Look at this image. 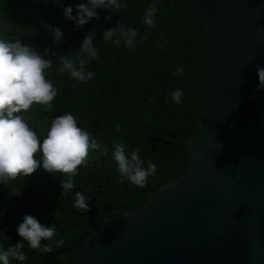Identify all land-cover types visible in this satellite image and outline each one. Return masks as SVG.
Here are the masks:
<instances>
[{"label":"trees","instance_id":"1","mask_svg":"<svg viewBox=\"0 0 264 264\" xmlns=\"http://www.w3.org/2000/svg\"><path fill=\"white\" fill-rule=\"evenodd\" d=\"M82 2L0 0V38L20 39L44 58L53 60L47 75L58 89L53 111L44 113L42 107L33 106L22 113L25 120L42 138L46 135L44 116L50 125L55 116L71 112L78 126L91 132L101 145L100 150L90 151L87 167L80 168L74 177V188L67 193H62L63 177L46 172L42 166L10 185L0 184V244L4 250L23 242L16 228L26 214L35 216L45 226L55 224L56 239L65 240L62 247L47 254L24 242L21 251L27 259L12 260L11 264H70L86 237L101 224L127 218L160 186L184 174L193 140L202 127L200 101L212 56L206 44V23L195 9L186 0H158L156 27L150 28L144 24L143 16L154 0H121L127 7L120 12L98 9V18L77 29L63 11L70 5L76 15L75 6ZM262 10L264 22V0ZM106 16L111 19L106 20ZM120 20L138 31L134 50L125 48L123 42L115 45L102 40L103 30L115 27ZM45 25L62 29L59 45L53 43ZM94 27L98 58L87 65L95 73L94 79L82 83L58 72V58L45 48L74 54ZM141 36L147 39L141 41ZM180 66L184 74L173 76ZM176 89L183 92L179 104L170 95ZM117 143L124 146L129 158L133 150L139 149L144 167L149 159L156 164V174L148 178L145 187L119 182L112 157L113 145ZM88 188L90 192L86 191ZM76 192L91 197L88 211L74 207Z\"/></svg>","mask_w":264,"mask_h":264},{"label":"water","instance_id":"2","mask_svg":"<svg viewBox=\"0 0 264 264\" xmlns=\"http://www.w3.org/2000/svg\"><path fill=\"white\" fill-rule=\"evenodd\" d=\"M186 1L212 56L189 166L127 218L101 224L70 264H264L262 0Z\"/></svg>","mask_w":264,"mask_h":264},{"label":"clouds","instance_id":"3","mask_svg":"<svg viewBox=\"0 0 264 264\" xmlns=\"http://www.w3.org/2000/svg\"><path fill=\"white\" fill-rule=\"evenodd\" d=\"M53 2L59 3V0ZM157 3L158 0H154L144 12L143 22L150 28L156 27L155 17L159 11ZM126 7L121 0H84L76 4V15H73L70 5L64 7L63 14L65 18L74 21L78 29L93 18H98V9L120 12ZM105 19L110 20L111 16H106ZM45 27L51 33L53 43L59 45L63 37L62 29L52 25ZM95 35L94 27L83 38L74 54H60L45 48L52 57L58 58L57 71L67 73L69 78L82 83L94 79L95 73L88 70L87 65L98 58L94 44ZM137 36V29L127 27L120 20L115 27L103 30L102 40L111 41L115 45L123 42L125 48L134 50ZM146 39L147 36L140 37L141 41ZM52 67L53 60L44 58L33 46L22 43L20 39L12 41L0 38V184L10 185L18 179L34 174L42 166L46 172L58 173L63 177L62 193H67L74 188V177L79 174L80 168L87 167L90 151L101 149L98 139L88 130L79 127L77 118L71 112L55 116L50 125L48 117L44 116L46 135L42 138L22 115L33 106L42 107L44 113L53 111L52 102L58 95V89L47 79L48 70ZM256 68L258 90H264V66L257 64ZM183 74V66L173 72V76ZM170 95L175 103H181V89H176ZM120 130V125L117 124L116 131ZM102 151L105 156L108 155L107 148ZM139 151L133 150L129 158L125 154L124 146L117 143L113 145L112 157L117 165L119 182L128 181L143 188L148 178L156 174L157 166L149 159L147 167H144L145 162L138 154ZM86 191L90 192L91 188ZM90 199L91 197L76 192L74 207L86 212L89 210ZM16 231L23 242L0 250V264H11L12 260H26L25 253L21 251L24 242H27L31 249L45 254L65 244L63 238L56 239L55 224L45 226L30 214L23 217Z\"/></svg>","mask_w":264,"mask_h":264},{"label":"rangeland","instance_id":"4","mask_svg":"<svg viewBox=\"0 0 264 264\" xmlns=\"http://www.w3.org/2000/svg\"><path fill=\"white\" fill-rule=\"evenodd\" d=\"M0 250H4V248L2 247V245L0 244Z\"/></svg>","mask_w":264,"mask_h":264}]
</instances>
